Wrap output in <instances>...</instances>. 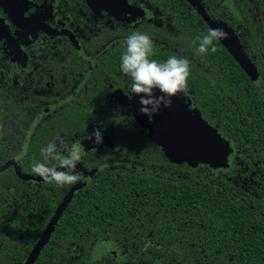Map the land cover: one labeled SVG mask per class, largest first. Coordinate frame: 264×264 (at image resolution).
Instances as JSON below:
<instances>
[{
	"label": "flooded vegetation",
	"instance_id": "flooded-vegetation-1",
	"mask_svg": "<svg viewBox=\"0 0 264 264\" xmlns=\"http://www.w3.org/2000/svg\"><path fill=\"white\" fill-rule=\"evenodd\" d=\"M16 1L21 6L15 15L0 7L4 29L8 25V32L0 36V263L20 258L19 264H24L64 197L83 179L91 182L94 168H87L83 159L99 149L119 148L120 140L111 134L113 130L125 132L122 138L134 128L151 139L150 130L133 107L137 96L129 98L131 80L120 69L121 54L126 38L139 31L151 37L158 56L165 57L169 50L189 57V38L181 41L180 36L189 32L191 5L188 0H184L186 4L171 0L163 7L150 0ZM111 2H119V9L110 7ZM200 2L204 32L209 28L230 32L237 47L240 43L258 68L254 32L264 29H249L244 21L253 26L264 17V0ZM170 107H177L180 115L195 108L214 126L194 103L190 89L187 95L173 96ZM170 107H166V115ZM96 129L102 136L111 137L114 144L106 141L87 149L83 141ZM56 137L63 138L69 147L75 144L79 148L82 155L78 162L86 171L75 167L82 179L60 199L52 197L57 193L55 188L31 171L33 159H43L41 148ZM79 190L74 191L69 203ZM47 209L53 211L48 218L44 213ZM41 213V217L36 216ZM169 255L163 264H178L170 261ZM111 257L117 264H125L126 254L117 245L98 238L90 263Z\"/></svg>",
	"mask_w": 264,
	"mask_h": 264
},
{
	"label": "trees",
	"instance_id": "trees-1",
	"mask_svg": "<svg viewBox=\"0 0 264 264\" xmlns=\"http://www.w3.org/2000/svg\"><path fill=\"white\" fill-rule=\"evenodd\" d=\"M150 1L159 7L171 2ZM194 12L191 5L189 32L180 36L189 38L187 85L196 106L230 141V167L174 163L136 129L122 138L125 132L113 130L119 148L99 149L82 160L94 168L93 178L66 205L35 264H117L112 257L90 263L98 238L117 245L125 264H163L169 253L178 264H264V32H254L257 82L222 40L213 42L217 52L198 53L193 41L206 32ZM244 22L264 29L262 16L253 26ZM153 52L159 62L181 57L169 50L160 57L155 47ZM73 174L82 176L77 168ZM74 184L48 186L60 199ZM52 212L44 213L48 218ZM8 261L0 264L22 259Z\"/></svg>",
	"mask_w": 264,
	"mask_h": 264
},
{
	"label": "clouds",
	"instance_id": "clouds-1",
	"mask_svg": "<svg viewBox=\"0 0 264 264\" xmlns=\"http://www.w3.org/2000/svg\"><path fill=\"white\" fill-rule=\"evenodd\" d=\"M227 36L222 28H209L205 34L197 36L193 43L198 42V53L207 54L209 48L215 53L218 49L213 42L226 39ZM153 49L151 37L135 31L126 38L120 63L121 71L131 80L129 98L133 95L139 97L140 112L147 115L149 120H152L162 106L170 107L173 96L188 94L187 79L190 75V61L187 58L173 55L166 61L159 62L149 58L154 54ZM157 91L160 95L156 94ZM93 137L95 143L102 141L98 129L91 133V139ZM41 155L42 161L33 159L31 171L45 182L64 186L82 179L79 174H73L82 155L75 144L69 147L63 138L56 137L55 141H50L46 147L41 148Z\"/></svg>",
	"mask_w": 264,
	"mask_h": 264
},
{
	"label": "water",
	"instance_id": "water-1",
	"mask_svg": "<svg viewBox=\"0 0 264 264\" xmlns=\"http://www.w3.org/2000/svg\"><path fill=\"white\" fill-rule=\"evenodd\" d=\"M188 1L196 9V11H198L201 15L204 14L200 0ZM119 4V2H111L110 7L119 9ZM212 26L215 27L214 25ZM225 43L228 44L226 41ZM228 46L232 52H234L242 67L248 72L254 81L258 82L260 73L257 67L247 57L246 53L241 47V44L239 43L238 47L236 45L233 48L229 44ZM166 118V139L162 141L157 136L155 137L152 133H150V136L155 143L161 146L168 160L178 164L186 163L192 167H197L199 164H201L200 162H204L206 159L208 160L213 157L219 151L226 149V152L228 153V155L225 156L226 163L223 165L211 164V168H228L230 166V163L228 162V156L231 155L234 150L230 141L219 132L217 127L212 126L210 123L204 120L192 122V119L197 117L190 113L180 115L179 109L177 107H170L168 109V115H166ZM223 139H225V144ZM76 166L79 167L83 172H86L81 163L77 162ZM89 183L90 180L83 179L81 183L74 186L64 197L61 204L54 213L53 218L45 229L43 236L24 264H33L40 250L49 240L54 225L57 223L66 205L72 198L74 191L76 189L84 188Z\"/></svg>",
	"mask_w": 264,
	"mask_h": 264
},
{
	"label": "rangeland",
	"instance_id": "rangeland-1",
	"mask_svg": "<svg viewBox=\"0 0 264 264\" xmlns=\"http://www.w3.org/2000/svg\"><path fill=\"white\" fill-rule=\"evenodd\" d=\"M26 2V1H25ZM28 5V3H27ZM21 4L16 1V0H0V7H3L5 10L4 11H9L14 13L19 12V8H20ZM4 19L0 16V36L3 35V32H8V25L5 28V23H4ZM228 34L227 38L224 39L232 48L236 46V42L234 41V37H232L230 32H226ZM157 95H160V93L157 91L156 92ZM180 102H182L181 100H178ZM133 107L136 110V116L142 121V123L144 124L145 127H147L150 130V133L154 134V136L158 137L160 140H165L166 136H165V130L167 129V118H166V107H161L159 109V111L154 114L152 120H149V117L147 115H144L140 112V108H141V104L139 103V97L137 96V99L135 100V104L133 105ZM187 113L193 114L194 116H196L197 118H193L192 122H197L199 120H204L207 122V120L201 115L200 111L193 108V109H188ZM186 112H183V115H185ZM94 137L91 139H87L85 141H83V144L86 146L87 149L94 147L96 145H100L103 144L104 142L108 141L110 145H113V139L111 137H107V136H102V141L100 143H95L94 142ZM224 144H225V139H223ZM227 150H221L219 151L217 154H215L213 157H211L210 159H206L204 162H200L201 164L199 165H208L209 167H211V164H220L223 165L224 163H226L225 161V156L228 155V153L226 152ZM228 162L231 165V155L228 156ZM198 165V166H199ZM222 167V166H219ZM230 167V166H229ZM228 167V168H229Z\"/></svg>",
	"mask_w": 264,
	"mask_h": 264
}]
</instances>
